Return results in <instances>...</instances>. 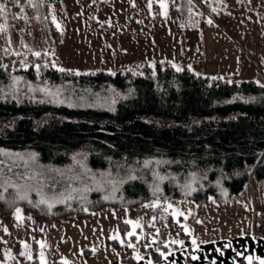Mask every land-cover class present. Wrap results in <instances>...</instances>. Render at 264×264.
<instances>
[{
  "label": "rangeland",
  "instance_id": "obj_1",
  "mask_svg": "<svg viewBox=\"0 0 264 264\" xmlns=\"http://www.w3.org/2000/svg\"><path fill=\"white\" fill-rule=\"evenodd\" d=\"M44 2L53 40L36 13L25 8L14 13L11 0L0 1L5 5L0 25L6 27L0 32V65L10 57L25 58L20 66L26 68L28 55L33 52L43 53L57 68L75 72L112 70L158 59L202 75L233 74L264 83V0H163L166 15L161 0ZM53 15L59 29L52 22ZM16 77L19 79L14 80ZM2 90L8 95L84 103L74 92L67 93L60 82L30 80L19 74L12 76ZM0 150V186L11 187L20 196H35L46 200L48 206L82 205L92 197L114 202L86 217L51 222L35 219L20 206L18 219L15 207L9 225L0 218V264H53L54 260L61 264H149V253L159 244L168 243L167 251L177 252L187 247L185 239L197 246L253 233L248 184L219 202L212 197L207 202L171 197L159 207L154 206L155 201L143 202L141 210L131 213L129 205L121 204L117 197L129 176L89 167L81 158L62 167H47L30 150ZM263 188V179L254 180L255 200L263 202ZM153 210L154 214L148 213ZM126 221L139 226L133 229ZM130 232L134 235H128Z\"/></svg>",
  "mask_w": 264,
  "mask_h": 264
},
{
  "label": "trees",
  "instance_id": "obj_2",
  "mask_svg": "<svg viewBox=\"0 0 264 264\" xmlns=\"http://www.w3.org/2000/svg\"><path fill=\"white\" fill-rule=\"evenodd\" d=\"M11 2L14 13L24 8L36 13L53 40L44 0H34L38 7L27 0H20L19 6ZM43 55H28L26 68L20 66L25 58L10 57L14 61L9 58L0 65V147L30 150L47 167L81 158L89 167L135 176L127 177L117 194L131 213L141 210L143 202L155 201L159 207L171 197L197 202L212 197L219 202L245 189L251 179L264 181V83L233 74L213 79L186 66L177 71L158 59L76 75L73 70L58 71ZM16 74L60 82L84 103L4 94L3 85ZM145 161L151 163L145 167ZM261 196L264 201V188ZM20 197L11 187L0 186V218L8 225L17 206L37 220L51 222L86 217L114 203L92 197L82 205L49 207L35 196ZM167 218L169 222V213ZM168 246L151 250L149 264H157Z\"/></svg>",
  "mask_w": 264,
  "mask_h": 264
},
{
  "label": "crops",
  "instance_id": "obj_3",
  "mask_svg": "<svg viewBox=\"0 0 264 264\" xmlns=\"http://www.w3.org/2000/svg\"><path fill=\"white\" fill-rule=\"evenodd\" d=\"M253 182L254 180L252 179L248 182L249 200L252 197L251 200L253 201L250 205L249 215L251 214L250 212L253 205H255L257 211H262L264 209V201L260 202L258 198L255 200ZM224 246L225 249L223 248ZM236 246H238V250H235ZM190 247L194 249L191 250ZM186 249L189 250V253L185 251ZM175 253L177 254L176 256ZM185 255L188 256L186 259H184ZM165 256L167 259H165ZM193 256L198 257V259L193 260ZM249 257L252 258L251 264H259V260L264 259L263 237H257L251 234L243 238L212 241L197 246L189 244L186 248H182L177 252L165 251L163 255L161 254L157 264H249ZM186 261H188V263Z\"/></svg>",
  "mask_w": 264,
  "mask_h": 264
},
{
  "label": "snow or ice",
  "instance_id": "obj_4",
  "mask_svg": "<svg viewBox=\"0 0 264 264\" xmlns=\"http://www.w3.org/2000/svg\"><path fill=\"white\" fill-rule=\"evenodd\" d=\"M27 2H28V4H29L30 6H32V7H38V6H39V4H38V3H35L34 0H27ZM14 3H15L16 5L19 6V4H20V0H14ZM39 3H42V0H39ZM160 6H161V8H164V9H165V15H166V14H167V6H166V4L163 2V0H161V4H160ZM149 7H151V4H149ZM4 11H5V5L2 4V3H0V14H3ZM21 11H22V9H21ZM20 19H26V17L21 16ZM52 22L56 24L57 29L60 28V24L56 22V18H55L54 15H53V17H52ZM209 23H211V21H209ZM5 31H6V27H5L4 25H0V32H5ZM33 55L39 58V57L41 56V53H40V52H33ZM45 55H47V53H45ZM25 66H26V65H25ZM47 66H48L47 64L44 65V67H47ZM52 66L55 67L56 65L53 63ZM5 67H6V66H5ZM35 67H36L37 71H39V69H40L41 66H40L39 64H36ZM176 70H177V71H181V69L178 68V67L176 68ZM58 71H60V72H66V71H67V72H71L72 70H71V69H65V68H59ZM75 74H76V75H80L79 72H76ZM18 79H19L18 77L14 78V80H18ZM213 79H216V78L213 77ZM262 87H264V85H262ZM42 91H43V90H42ZM0 153H2V150H0ZM150 163H151L150 161H145V162H144L145 167H147ZM157 163H159V161H157ZM129 179H136V177H135V176H130ZM159 179H160V180H163V179H165V177H163V176H159ZM157 191H159L158 188H157ZM20 198L23 199L24 197L21 196ZM40 203H41V204H44V203H47V201L42 199V200L40 201ZM50 206H51V205H49V207H50ZM154 206H155V205H154ZM168 207H171V205H168ZM20 211H21L20 208L17 207V208H16V213L18 214V217H17L18 219L20 218V217H19V213H20ZM126 223L132 224L133 229H135L136 227L139 226L138 223H133L132 221H126ZM128 235H130V236H131V235H134V232H130V233H128ZM115 238H116V237H114V239H115ZM193 243H195V241H193ZM129 246H132V245H129ZM162 255H163V253H162ZM28 258L31 259V256H29ZM41 259H42V261H43V257H42V256H41ZM165 259H167L166 256H165ZM192 259L195 260V259H198V257L193 256ZM257 259H259V258H257ZM248 260H249V264H251V262H252V258L249 257ZM259 264H264V259L259 260Z\"/></svg>",
  "mask_w": 264,
  "mask_h": 264
},
{
  "label": "built area",
  "instance_id": "obj_5",
  "mask_svg": "<svg viewBox=\"0 0 264 264\" xmlns=\"http://www.w3.org/2000/svg\"><path fill=\"white\" fill-rule=\"evenodd\" d=\"M250 223L252 229L251 232L263 237L264 233L262 229H264V209L262 211H257L255 206H253Z\"/></svg>",
  "mask_w": 264,
  "mask_h": 264
}]
</instances>
